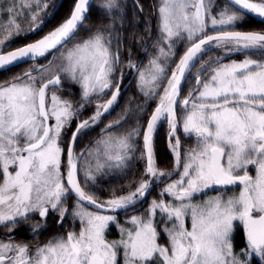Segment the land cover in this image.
I'll list each match as a JSON object with an SVG mask.
<instances>
[{
  "label": "snow or ice",
  "instance_id": "6c2138e0",
  "mask_svg": "<svg viewBox=\"0 0 264 264\" xmlns=\"http://www.w3.org/2000/svg\"><path fill=\"white\" fill-rule=\"evenodd\" d=\"M59 7L54 0H8L7 6L0 2V15L8 16L7 22L0 20V72L31 61L23 72L0 82V227L11 233L20 221L38 213L41 222L32 225L35 233L45 226L50 211L58 212L62 222L69 211L64 201L72 195L76 197L72 216L81 227L79 232L53 237L35 251L11 238L0 240V264H120L121 252L123 264H155L157 258L161 264H249V257H260L264 264V31L237 30L248 16L264 22V0H224L222 5L218 0H161L156 55L140 69L129 52L126 65L139 72L138 87L145 97L159 96L156 108L146 126L137 119L130 130L113 133L132 113L126 106L123 115L101 129L105 135L95 147L80 154L74 152L76 140L118 103L121 85L115 83V90L113 85L123 37L116 24L119 20L122 28L124 16L120 0H103L97 7L112 22L72 43L93 9L92 0H74L70 15L57 26L33 42L6 51L13 40L42 30ZM20 19H27L28 26L21 27ZM178 42L186 46L176 61ZM215 49L222 55L201 59ZM48 55L53 59L38 63ZM231 55L244 58L222 62ZM66 78L81 85L82 101L95 97L98 102L95 112L77 124L67 144L65 176L61 172L63 132L84 108V103L74 108L57 91H52L49 103V90H59ZM186 82L190 86L181 99ZM108 92L110 98L103 101ZM178 109L185 113L182 121ZM165 119L175 161L172 171L159 169L153 154L154 133ZM181 123L184 134L195 137V146L187 150L176 136ZM141 134V159H147L143 177L134 190L130 185L126 194L99 200L88 190L89 182L94 183L96 174L105 169L128 167ZM181 166L179 179L165 184L160 198H154L145 213L126 221L130 227L119 223L120 211L126 215L129 210L139 211L137 204ZM251 168L255 175L250 174ZM81 171L83 183L78 179ZM229 186H239V193L225 199L221 191L194 202L207 190ZM86 205L97 211H88ZM189 217L190 229L186 227ZM160 223L168 236L166 246L158 243ZM111 224H116L120 239H106ZM239 226L247 246L236 252L232 239Z\"/></svg>",
  "mask_w": 264,
  "mask_h": 264
},
{
  "label": "trees",
  "instance_id": "16d2710c",
  "mask_svg": "<svg viewBox=\"0 0 264 264\" xmlns=\"http://www.w3.org/2000/svg\"><path fill=\"white\" fill-rule=\"evenodd\" d=\"M0 2L5 3V6H7L8 0H0ZM54 2L60 4V7L56 10L53 16L48 18V21L47 23L43 25L42 30L37 31L34 34H29L26 37H21V38H17L13 40L11 43V47L7 49L22 46L26 43H30L36 39H39L44 34H46L48 31H50L52 28L57 26L60 22H62V20L65 19L68 15H70L71 9L74 5V0H54ZM102 2L103 0L94 1L93 9L89 13V17L85 21L84 26L79 30V34L83 32L82 35L84 34V36H87L89 34V31L94 29V27H92V28H87V30H85L86 25L89 23L99 22L101 24H105L108 22L107 16L97 7ZM120 2L122 4L121 13L129 12V10L131 9L137 10L136 8H141L142 10L140 11V13L142 15H145L147 19L151 17L150 18L151 22L154 24L155 20H152V18L155 19L154 12L156 11L155 8H157L156 0H120ZM49 11H51V9ZM99 13L101 14V16H99ZM96 14L99 16L98 20L93 19V17ZM28 15L29 13L25 10L24 16H28ZM0 20H2L3 22H7L8 20L7 14L5 13L3 15H0ZM19 22L21 23V27L28 26L27 19H20ZM145 23H147L146 19H145ZM101 24H99L98 26H101ZM237 29L245 30V31H264V22L258 21L248 16L240 24L237 25ZM139 48H140V45H130L128 49L132 53V55L134 54L138 55ZM178 50L179 52L183 51V47L180 46ZM216 54L217 52L215 51L211 52V55H216ZM205 56H203L201 59L203 60ZM243 58L244 57L242 55H231L227 59L223 60V62H230L231 60H241ZM148 61H149V56L143 57L142 61L140 62V66H139L140 69L144 68V66L148 64ZM29 64L30 62L22 63V64L12 67L9 71L0 72V82L9 79V77L17 74L15 72H17L18 70H22L23 68L27 67ZM135 97L137 98V94H135V91H132L131 92L132 104L133 102L136 104L138 103V101L135 100ZM154 103L155 101L153 99L148 98L146 100L147 106L143 107L142 115L140 114V106H131L132 113L129 115L127 121L123 123L120 127L114 128V130L112 129L111 131L113 133H116L119 131V133L122 134L130 130L132 127H134L137 119H139L140 122L144 124L147 118V115L150 113L152 105ZM101 127L102 126L96 127L95 131H91L89 129V131L87 130L86 133H83L82 135H80L78 140L76 141V146L78 150H81L82 152L87 149L95 147V142L99 140L102 135H105V133H102L101 130H99ZM165 132L166 130L164 132L160 130V131H157V133L154 135L153 153L156 159L155 162H156L157 167H160L163 170H170L172 167V164H171L172 157L166 148L167 136ZM134 149H135L134 157L128 162L129 164L128 167L122 170L105 169L104 171L97 173L96 180L94 183L90 184L91 190L89 191L94 193L97 198L103 200V199L112 198L113 193H115L116 195L126 194L127 191L129 190L130 185L132 186V189L134 190V187L138 184L139 180L143 177L144 171H145V160L141 159V156H140V154H142L143 152L142 151L143 148L142 146H140L139 141L134 144ZM85 159H87L86 154L84 157H82V160H85ZM152 195L157 197L156 192H154V194H151V196ZM119 213L121 214V211ZM50 228H51L50 234H52L54 231L63 232L61 228H58V229L55 228L54 224L53 225L51 224ZM19 230H21V228H19ZM16 241L18 242L23 241L25 243L29 242L28 240L25 241V239L23 238H18L16 239ZM232 242H233L234 250L236 252H240L241 249L246 248L247 241L244 236L243 230L240 226L234 229ZM249 264H261V261L257 260L255 257L254 258L251 257L249 259Z\"/></svg>",
  "mask_w": 264,
  "mask_h": 264
},
{
  "label": "flooded vegetation",
  "instance_id": "af4514ba",
  "mask_svg": "<svg viewBox=\"0 0 264 264\" xmlns=\"http://www.w3.org/2000/svg\"><path fill=\"white\" fill-rule=\"evenodd\" d=\"M136 9L137 10L131 9V10H129V12L121 13V15L124 16L123 27L122 28L120 27V21L119 20H117V24H116L117 30L121 31L122 37H123V44H122V47H121V57H120L121 58V65H120V69H118L117 72H116L114 85H113V90H115V83H120V85H121V91H120V96L118 98V103L111 110L110 114L105 115L102 118V122L101 123H99L96 126H93L90 129L91 131H95L96 127H98V126H102L99 130L104 129L105 125L108 124L110 121L118 119L121 115H123L124 109H125L126 106H128V107L140 106V108H143V107L147 106L146 105V100L148 98L145 97L144 93L138 87L139 72L136 69L130 72V70L126 69L128 67H126L127 64H125V63H126V61L129 60V52L130 51H129L128 48H129L130 45H140V48H139V51H138L139 53L136 56L137 58L135 57L136 60L139 61V62L142 61L143 57L149 56V59H150L154 55L155 49L152 46L155 44V41H156L155 38H156V35L158 34V32H157V19H156L157 8H155L156 11L154 12L155 19L152 18V20H155L154 24L151 22V19H150L151 17L147 19V17L145 15H142L140 13L141 8H136ZM99 16H101L100 13H99ZM99 16L96 14L93 17V19L98 20ZM145 19H146L147 23H145ZM107 21L108 22L105 23V24H101L99 22L89 23V24L86 25L85 30H87V28H92V27H94L93 30H95L97 27H103V26L108 25V24H110L112 22L111 19L108 16H107ZM99 24H101V26H98ZM143 31H145L146 33L143 32ZM82 33L83 32H81L80 35L84 36V34L82 35ZM131 33H133V34H131ZM137 42H139V43H137ZM182 43L183 42H178L177 43V46H176V57H175L176 61H178L179 57L181 56L182 51L179 52L178 48L180 46H182V47L184 46ZM131 55H132V53H131ZM208 56H212L211 52L207 53L203 60H207ZM131 59H132V56H131ZM223 63H228V62H223ZM198 65H199V63L197 64V66ZM121 70H123L122 79H121ZM193 71H195V69H193ZM169 75H170V73H169ZM190 80H191V83L195 82L194 79L190 78ZM165 82H166V80L164 81V83ZM189 86H190V84L187 83V82L184 84V91L181 94V97H180L181 99H183L184 96L187 95V90H188ZM64 89H65L64 86H62L60 88V90H64ZM161 90H162V88H161ZM132 91H135V94H137V98L135 97V100L138 101L137 104L134 103V102L132 104V102H131V92ZM110 96H111V92H108L107 95H105L103 98L107 100L108 98H110ZM150 99H152V98H150ZM153 100L156 102L155 98ZM154 104L152 105V107L153 106L154 107L151 108L150 113L147 115V118H146V120L144 122L145 125H146L147 119L150 117L152 111L157 106V104H155V105ZM93 110H94V104H90V105L86 106L82 110V112H80L79 116H81L82 118L90 116L92 114ZM179 111H180V109L177 110V116L182 121V119H181V117H183V116H181L182 115V110H181V113ZM81 121H82V119L80 118V120H78V121L70 122V124L68 125L69 128L64 130L62 137H63L64 141H67V144L71 141L72 133L75 131L77 124L80 123ZM86 132L87 131H85L84 133H86ZM178 133H179V139L181 141V144H182L184 150L190 149V148L195 146V142H194V138L195 137L194 136H185L184 135L182 123H181V127H180ZM116 134H120L119 131L116 132ZM138 141L140 142V146H143L142 147L143 148L142 151H144L143 135L142 134H141L140 138L136 139L135 143L138 142ZM74 152H76L77 154L81 153V150H78V148L76 146V142L74 144ZM168 152H169V150H168ZM64 153H65V156L67 158L66 150H65ZM144 160H145V167H146V164H147L146 157L144 158ZM81 161H82V158H81ZM172 162H173V160L171 161V164H173ZM158 168L162 169L160 167H158ZM171 169H173V168L171 167ZM180 170H182V166H181ZM180 170L177 171L171 177L170 180H173L175 178L174 176H177V174H178V172H180ZM1 178L2 177L0 176V179ZM170 180L169 179H165L163 183H160V185L165 184V183L169 182ZM229 187H233V186H229ZM215 191H218V190H215ZM74 201H76V198L74 196H71V197H69L68 199H66L64 201V206L67 207L68 210H69V204H71V202H74ZM66 218L62 222H60L59 213L50 211L49 215L47 217L45 226L43 228L37 230L34 233L32 225L41 222V220H40V217H39L38 213L37 214H33V215H30L27 220L20 221L15 226L14 231L11 232V233L8 232L7 228L0 227V240H4V239L9 240L11 238L13 240V242L25 243L23 241L22 242L16 241V239H18V238H23V239H25V241L26 240L29 241L28 243H25V244H27L29 246H32V247H36L43 240H45L47 237H52V236H55L56 234H60L61 231H54L52 234H50V232H51V228H50L51 224L52 225L54 224V227L58 229V228H60L59 225L61 223H64ZM19 228H21V230H19ZM61 230H62V228H61Z\"/></svg>",
  "mask_w": 264,
  "mask_h": 264
},
{
  "label": "rangeland",
  "instance_id": "374dc122",
  "mask_svg": "<svg viewBox=\"0 0 264 264\" xmlns=\"http://www.w3.org/2000/svg\"><path fill=\"white\" fill-rule=\"evenodd\" d=\"M156 2H157V14H156V19H157V32H158V34L156 35V38H155V44L152 46L154 49H155V52H154V55H156V44H157V42H158V40L160 39V14H159V7H160V5H161V0H156ZM223 2H224V0H218V3H220L221 5L223 4ZM219 9H217V11H218ZM210 33V32H209ZM87 36H81L80 34H78V36L77 37H75L74 39H73V41H72V43H75L76 42V40H79V39H81V38H86ZM184 46H183V51H182V53H181V55L183 54V52L185 51V46H186V42H183L182 43ZM72 45H71V43L70 44H68L66 47H71ZM213 51H215V52H217V54L216 55H212L213 57L214 56H218V55H222V50H220V49H215V50H213ZM59 52H56V53H54V55H56V56H59ZM153 55V56H154ZM132 56V60L135 62V63H137L139 66H140V62L139 61H137L136 60V54H134V55H131ZM136 57V58H135ZM53 59V55H51V56H48L47 58H44V59H42L41 61H38V63L39 64H46L49 60H52ZM57 63H59V61L57 60L56 61ZM128 63V61H126V63L125 64H127ZM199 63V62H198ZM197 63V64H198ZM31 65V63L27 66V67H25V68H23L22 70H18L17 72H15V73H21V72H23L25 69H27L29 66ZM199 66V65H198ZM197 66V67H198ZM142 67H143V65H142ZM172 67H175V64H173L172 65ZM126 69H128V70H130V72L131 71H133V70H135V69H130V68H126ZM143 69V68H142ZM169 73H170V75H171V71L169 70ZM139 77V76H138ZM167 83V81L165 82V84ZM62 86H64V90H56V89H51V90H49V92H48V99H49V103L51 102V93H52V91H57V95H59L62 99H65V100H69L72 104H73V106H74V108H79L80 107V105L82 104V103H84V108L86 107V106H88V105H90V104H94V110H93V112H92V114L95 112V110H96V103L98 102L97 100H96V98L95 97H93L92 98V100L90 101V102H84V101H82V88H81V85L79 84V83H76V82H74V81H72L71 79H64V82H63V84H62ZM61 86V87H62ZM162 91H163V89L161 90V93H162ZM156 102H155V104H157L158 102H159V96H157L156 98ZM106 99H104L103 98V101H105ZM103 101H100V102H103ZM154 104V105H155ZM154 107V106H153ZM152 107V108H153ZM83 108V109H84ZM82 109V110H83ZM82 112V111H81ZM180 113H181V110L179 111ZM91 114V115H92ZM79 115H80V113H79ZM90 115V116H91ZM185 115V113L182 111V115L181 116H184ZM89 116H87V117H85V118H82L81 116H78V118H73L72 119V121L71 122H75V121H78V120H80V118L82 119V120H85V119H87ZM181 119H183V117H181ZM50 123H55V121L54 120H52V121H50ZM181 127V126H180ZM67 128H69V126H67L66 127V129ZM160 130H162L163 132L166 130V136H167V142H166V148H167V150H169V154L171 155V157H172V160H173V164H172V168H174V163H175V161H174V155H173V153H172V151H171V149L169 148V137H168V131H169V127H168V123H167V120L165 119V120H163V122L162 123H160L159 124V126H158V130L157 131H160ZM157 131L154 133V135L157 133ZM185 135V134H184ZM176 136L177 137H179V133H178V131H177V133H176ZM185 136H187V135H185ZM173 143L175 142L174 141V139H173V141H172ZM194 142H195V138H194ZM62 147H64L65 148V150H66V147H67V141H64L63 140V137H62V145H61ZM153 146H154V137H153ZM143 147V146H142ZM76 153V152H75ZM154 154V153H153ZM140 156H141V154H140ZM61 159H62V167H61V172H63V173H65V176H66V172H67V167H68V159L66 158V156H65V153H63L62 154V157H61ZM154 159H155V156H154ZM156 160V159H155ZM82 161H84V160H82ZM80 162V166L81 167H83L84 166V162ZM173 169H170V170H166V171H172ZM180 171H183V168H182V170H180ZM250 174H252V175H255V169L254 168H251L250 169ZM96 176H97V174H96ZM2 177V176H1ZM175 177V178H174ZM173 178V180H177V179H179V172H178V174H177V176H174ZM2 179V178H1ZM78 179L81 181V183H83V171H81V173H80V176L78 177ZM171 182V180L169 181V182H167V183H170ZM92 182H89V184H91ZM167 183H165V184H167ZM165 184H162V185H160V183L159 184H157V185H155L154 186V188L152 189V191L150 192V194L147 196V199L146 200H144L143 202H142V204H137V208L139 209V211H132V210H129L128 211V213H127V215L124 213V211H121V214L119 213V216H118V220H119V223L121 224V225H123V226H125V227H130V225H128V224H126V221L132 216V215H141V214H143V213H145L146 212V210H147V208L149 207V203L155 198V199H159L160 198V190H161V188H163L164 186H165ZM88 190H91V187L88 189ZM221 191H223V194H224V198L225 199H227L229 196H232L233 194H238L239 193V191H240V187L239 186H233V187H228L227 188V190H218V191H215V190H207L206 191V193L205 194H203V195H197L196 196V198H195V201L194 202H202L203 200H206V199H208L209 197H212V196H216V195H219V194H221ZM154 192H156L157 193V197H155L154 195H152L151 196V194H154ZM166 200H170L171 199V197H167V196H165L164 197ZM99 199V198H98ZM110 199V198H109ZM99 200H101V199H99ZM105 200H108V199H103V200H101V201H105ZM75 203H76V201H74V202H71V204H69V211H68V215H67V218H66V220H65V222L64 223H61L59 226H60V228H62V231L63 232H61L60 234H56L55 236H52V237H47L45 240H43L39 245H37V246H41V245H44L45 243H47L50 239H52L53 237H56V236H62V235H66L67 234V232H69V231H76V232H79V230H80V227H81V222H80V220L79 219H73V216H72V212L74 211V206H75ZM87 210L88 211H93V212H95V211H97V210H94V209H90V208H88L87 207ZM156 219H157V221L159 222L160 221V216H159V214H157V217H156ZM40 223V222H39ZM168 227H172V225L171 224H168L167 225ZM163 227H164V225L162 224V223H160V226H159V228H158V231H159V233H160V235H159V238H158V243L159 244H161V245H167L168 244V236H167V234L163 231ZM186 227L187 228H191V219H190V217L186 220ZM241 228H242V226H240ZM74 228H76V229H74ZM242 230H243V228H242ZM66 232V233H65ZM243 233H244V231H243ZM105 236H106V239L107 240H109V241H112V240H118V239H120V232H119V230H118V228H117V226H116V224H111L110 225V227L106 230V233H105ZM244 236H245V234H244ZM246 238V237H245ZM4 241H7L6 239H4ZM36 246V247H37ZM33 251H35V248L36 247H32V246H29ZM251 257H249L248 259H250ZM257 260H259V261H261V259H260V257H255ZM119 260H120V264H123V254H122V252H121V254H120V257H119ZM155 264H161V262H160V260H159V258H157V260L155 261ZM261 264H262V262H261Z\"/></svg>",
  "mask_w": 264,
  "mask_h": 264
},
{
  "label": "water",
  "instance_id": "95a60500",
  "mask_svg": "<svg viewBox=\"0 0 264 264\" xmlns=\"http://www.w3.org/2000/svg\"><path fill=\"white\" fill-rule=\"evenodd\" d=\"M94 2V0H92V3ZM250 17H252V18H254V19H256V20H258V21H261V18H259V17H254V16H250ZM262 22V21H261ZM241 31H245V30H241ZM209 34H213V33H209ZM23 46V45H22ZM18 47H20V46H18ZM14 48H16V47H14ZM14 48H10V49H6V51H10V50H13ZM40 59H42V58H40ZM39 59V60H40ZM28 62H31V61H28ZM20 64H22V63H20ZM17 65H19V64H17ZM156 108V107H155ZM154 111V110H153ZM152 111V112H153ZM152 114V113H151ZM151 116V115H150ZM146 126V125H145ZM76 130V129H75ZM72 139V138H71ZM71 142V141H70ZM69 142V143H70ZM72 196H74V195H72ZM75 197V196H74ZM76 198V197H75ZM87 207H90V208H92V209H95V210H97L95 207H92V206H88V205H86Z\"/></svg>",
  "mask_w": 264,
  "mask_h": 264
}]
</instances>
